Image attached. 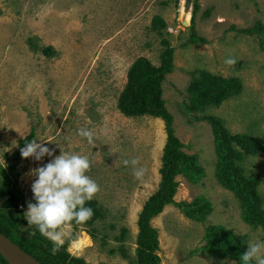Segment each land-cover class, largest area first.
<instances>
[{
	"label": "rangeland",
	"instance_id": "1",
	"mask_svg": "<svg viewBox=\"0 0 264 264\" xmlns=\"http://www.w3.org/2000/svg\"><path fill=\"white\" fill-rule=\"evenodd\" d=\"M186 1L0 0V167L17 164L18 186L35 203L31 185L38 177L32 169L46 167L62 152L88 156L87 175L100 188L93 200L103 206L105 217L93 227H73L76 239L68 252L89 264H138V220L160 188L167 134L160 118L124 116L118 100L137 59L161 65L165 39L175 49L176 69L162 84L163 99L182 150L197 155L205 169L197 184L177 177L175 201L204 196L213 212L205 222H195L169 205L155 217L151 225L158 230L160 264H236L202 250L209 226L246 235L248 250L251 244L264 246V229L244 222L239 200L216 179L217 154L207 120L215 118L230 134L264 144V0H200L196 30L207 43L196 45L189 43L194 0L188 25L182 14ZM156 16L167 24L162 35L152 29ZM258 26L261 33H243ZM48 47L50 55L44 53ZM229 59L235 63L226 64ZM196 71L239 79L242 90L219 106L188 112V87ZM79 129L92 131L93 144L78 135ZM32 132L52 155L16 162L19 141ZM237 163L245 176L259 175L264 199V153ZM141 167L146 172L137 179L133 171Z\"/></svg>",
	"mask_w": 264,
	"mask_h": 264
},
{
	"label": "trees",
	"instance_id": "2",
	"mask_svg": "<svg viewBox=\"0 0 264 264\" xmlns=\"http://www.w3.org/2000/svg\"><path fill=\"white\" fill-rule=\"evenodd\" d=\"M201 9L200 0H194L191 26L190 44H206L207 41L197 35L196 20ZM152 29L162 35L166 29L163 18L156 16L152 20ZM263 29L244 30L243 33L255 35ZM167 50L162 55L160 66L154 65L149 59L141 57L131 67L127 83L119 97L118 109L126 117L134 118L149 115L160 118L166 126L167 142L163 150V166L160 169V188L145 202L138 220L139 233L137 237L138 264H160L158 255L160 250L158 230L151 225V221L159 216L169 205L181 209L185 215L195 222H205L213 212L212 204L204 196H199L193 202L175 201L179 182L177 177L182 175L193 184H197L205 175L197 155H188L183 144L174 133V117L166 108L163 99L162 84L166 77L172 74L175 49L170 47L167 39L163 40ZM264 49V43H262ZM52 48L48 47L44 53L50 55ZM242 84L239 79L223 78L208 71H196L188 87L191 95L190 104L185 109L188 112L200 111L208 106H219L228 98L239 94ZM212 124L214 145L217 154L216 179L226 190L232 192L239 200L242 217L246 224L253 228L264 229V199L259 190L261 178L257 174L245 176L243 169L238 165L247 156H256L264 153V144L250 136L230 134L215 118H208ZM35 138L34 133L19 141V149L14 160H21L20 149ZM19 171L16 163H10L8 169L0 167V233L8 237L23 251L31 255L42 264H89L84 259L74 257L68 252L70 242L75 240L72 235L53 254V244L42 236L35 226H29L20 206H27L29 200L23 196L18 186ZM33 203V201H32ZM86 207L93 209L94 215L81 227H93L98 220L105 217L103 206L94 200L86 202ZM27 225L28 228H24ZM75 228L80 226L75 225ZM118 240H121L118 238ZM206 244L202 250L209 257L215 259H229L236 264H245L242 256L248 251V237L238 235L222 225L209 226L204 237ZM0 264H9L0 254ZM104 264V263H101ZM255 264V261H250Z\"/></svg>",
	"mask_w": 264,
	"mask_h": 264
},
{
	"label": "clouds",
	"instance_id": "3",
	"mask_svg": "<svg viewBox=\"0 0 264 264\" xmlns=\"http://www.w3.org/2000/svg\"><path fill=\"white\" fill-rule=\"evenodd\" d=\"M229 59L226 64H234ZM78 135L87 138L93 144L92 131L79 129ZM21 157H35L37 161L52 151L35 139L20 149ZM139 162V160L134 161ZM91 169L88 156L62 152L46 167L32 169L30 174L38 177L32 185L35 203L28 202L24 218L29 226H35L40 234L52 242L53 254L57 253L73 234L74 224L84 226L94 215L93 209L86 207V202L95 198L100 191L99 185L87 173ZM146 169L134 170L133 175L142 179ZM20 209V208H19ZM20 210H24L20 209ZM262 245L251 244L242 256L245 264L256 259L257 264H264L261 256Z\"/></svg>",
	"mask_w": 264,
	"mask_h": 264
},
{
	"label": "water",
	"instance_id": "4",
	"mask_svg": "<svg viewBox=\"0 0 264 264\" xmlns=\"http://www.w3.org/2000/svg\"><path fill=\"white\" fill-rule=\"evenodd\" d=\"M186 9H191L192 1H186ZM0 254L9 264H42L23 251L4 234L0 233Z\"/></svg>",
	"mask_w": 264,
	"mask_h": 264
},
{
	"label": "bare ground",
	"instance_id": "5",
	"mask_svg": "<svg viewBox=\"0 0 264 264\" xmlns=\"http://www.w3.org/2000/svg\"><path fill=\"white\" fill-rule=\"evenodd\" d=\"M191 10V9H190ZM190 10L186 9V4H184V8L182 10V14H183V21L186 25L189 24V16H190Z\"/></svg>",
	"mask_w": 264,
	"mask_h": 264
},
{
	"label": "built area",
	"instance_id": "6",
	"mask_svg": "<svg viewBox=\"0 0 264 264\" xmlns=\"http://www.w3.org/2000/svg\"><path fill=\"white\" fill-rule=\"evenodd\" d=\"M19 208H20V209H23V206H20Z\"/></svg>",
	"mask_w": 264,
	"mask_h": 264
}]
</instances>
